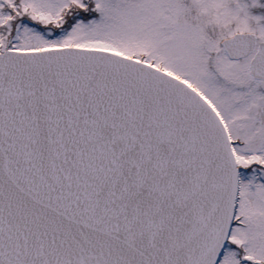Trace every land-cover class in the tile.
<instances>
[{"label": "snow or ice", "instance_id": "snow-or-ice-1", "mask_svg": "<svg viewBox=\"0 0 264 264\" xmlns=\"http://www.w3.org/2000/svg\"><path fill=\"white\" fill-rule=\"evenodd\" d=\"M0 264H264V0H0Z\"/></svg>", "mask_w": 264, "mask_h": 264}]
</instances>
